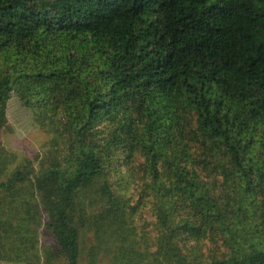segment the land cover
<instances>
[{"label":"trees","instance_id":"1","mask_svg":"<svg viewBox=\"0 0 264 264\" xmlns=\"http://www.w3.org/2000/svg\"><path fill=\"white\" fill-rule=\"evenodd\" d=\"M14 92L59 154L0 183L18 261L46 216L50 263L264 264V0H0V128Z\"/></svg>","mask_w":264,"mask_h":264},{"label":"rangeland","instance_id":"2","mask_svg":"<svg viewBox=\"0 0 264 264\" xmlns=\"http://www.w3.org/2000/svg\"><path fill=\"white\" fill-rule=\"evenodd\" d=\"M35 110L26 106L20 96L14 92L7 104V122L4 126L0 128V183L7 180L11 173L19 168L18 166H25L29 163L34 165V169L37 170L40 168L45 157L53 158L56 155H59L55 152V145L53 142L52 127L54 122L58 121V117H55L53 120L50 119L46 122V125H40L35 116ZM59 152L62 148L61 142L59 143ZM48 159V160H49ZM123 170L127 173V178L130 180L128 184H122L119 186L115 184L116 188H121L122 193L131 194L132 197L131 203H138L140 210L137 216V225L140 232H146V237L150 245L155 249V240L158 234L157 229L155 228V213L152 209V203H147V206H144L147 199L151 198L150 196L143 198L141 196V185L144 186V181L141 178V175L134 176L128 173V167L123 166ZM133 183H139L138 187L135 188ZM22 195L21 197H23ZM143 198V199H142ZM7 212H6V210ZM5 209L0 216L12 218L15 214H10L8 212L9 207L5 205ZM19 218L18 215H16ZM14 219V218H12ZM19 220H14L13 222L17 223ZM2 224V222H0ZM47 217L44 216L42 219V225L38 227V233H35V223L29 222V230L32 238V244H30L29 249L21 251L23 257L27 258L28 262L18 261L15 258V244L13 243V238L9 241H2L0 239V264H61L60 260H53V263L47 261L46 254L48 249L55 248V239L50 233V230L46 226ZM4 235V232H1ZM33 235L36 236L34 240ZM11 236V235H10ZM38 236V237H37ZM82 239V255H81V264H91L93 263V257H91L90 249L95 244L94 233L87 230L84 231ZM205 252V257L203 258V264L210 262L209 253L207 247L202 248ZM190 257V253H187ZM206 258V259H205ZM32 260V261H31ZM97 264H111L109 257L104 253L100 254L96 259ZM191 264H194L191 262Z\"/></svg>","mask_w":264,"mask_h":264}]
</instances>
